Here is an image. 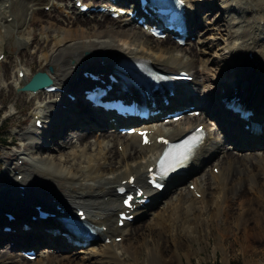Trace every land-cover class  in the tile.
<instances>
[{
  "label": "bare ground",
  "instance_id": "bare-ground-1",
  "mask_svg": "<svg viewBox=\"0 0 264 264\" xmlns=\"http://www.w3.org/2000/svg\"><path fill=\"white\" fill-rule=\"evenodd\" d=\"M82 1L92 6L109 0ZM212 1L219 3L215 19L221 29L218 37H210L209 31L215 26L207 21L211 9L199 0H186L191 25L188 34L196 36L191 51L177 43L175 48L168 36L154 38L126 14L117 18L102 12L86 15L77 6L65 2L66 14L72 16V12L74 16L69 20L70 27L64 28L58 23L69 21L59 19L58 14L32 13L44 5L57 9L55 0H0V53L6 50L10 37L15 34L16 45L33 46V51H20V56L39 52V69L45 70L59 87L53 93L42 90L20 93L28 96L30 102L33 100L32 116L42 119L43 128L34 126L33 117L26 131L29 143L13 153L17 162L7 163L6 176L0 177V212L15 215L14 220H8L0 214V223L14 229L0 228V250L3 247L0 264H139L140 261L142 264H182V254L189 259L184 251L192 243L208 245L212 234L216 236L213 251L221 249L225 257L229 243L241 247L247 256L248 249L254 251L264 245V128L260 134L244 130L247 121L226 110L221 101L229 93L239 96L246 108L255 111L250 119L264 122V0ZM41 17L51 19L52 32L40 21ZM36 22H41L40 29L33 34L28 24ZM202 30L208 32V37L199 32ZM91 52L97 54L90 55ZM102 55L105 70L121 57H128L144 59L165 70L192 73L190 85L181 87L166 108L182 101L183 105H199L201 112L198 116L184 115L176 122L142 121L143 127L152 130V139L160 134L178 136L199 123L209 129L184 173L169 181L164 191H151L152 202L134 210L136 218L142 219L136 229L130 227V222L122 227L116 225L117 212L122 208L114 188L130 174L135 175V183L143 182L146 169L160 146L155 142L141 145L139 136L121 134L106 113L89 107L84 100L81 90L88 82L82 77L83 71L88 68L104 71L100 63ZM206 56H212V60ZM31 58L24 66L21 61L16 63L14 86L25 83L33 74ZM19 69L24 71L22 77L17 75ZM8 75L11 77L7 69L0 75V88L5 86L10 91L11 83H5ZM68 93L75 95L73 101L67 97ZM35 99H43L44 103L34 106ZM208 119L216 121L221 137L215 134L218 131ZM80 121L89 129L78 128L74 134L76 144H73L66 137V131H62ZM95 126L102 130L94 133ZM11 140L9 143L16 144ZM105 141L115 142V149ZM18 159H22L21 164ZM18 174H22L19 179ZM21 184L25 185V197L19 194ZM44 185L47 188L42 189ZM197 191L199 197L195 196ZM52 198L64 210L75 212V207H84L89 222L106 227L102 231L104 235L113 234V238L120 234L122 239L107 243L102 238L101 242L94 241L96 238L89 246L76 250L64 236L44 230L47 225L63 232L61 225L54 224L52 218L38 216L36 220L28 219L29 228L23 230L22 221L30 218L28 214L36 215L35 205L53 209ZM218 219L220 222L215 227ZM6 240L8 244L12 241L10 247L3 242ZM43 244L49 246L44 248ZM51 247L64 251L53 255L48 253ZM14 248L19 251H13ZM29 249H37L33 260L22 253Z\"/></svg>",
  "mask_w": 264,
  "mask_h": 264
},
{
  "label": "rangeland",
  "instance_id": "rangeland-1",
  "mask_svg": "<svg viewBox=\"0 0 264 264\" xmlns=\"http://www.w3.org/2000/svg\"><path fill=\"white\" fill-rule=\"evenodd\" d=\"M57 2L58 5H56V8L58 9H54V8H47V6L49 5H44V7L39 6L36 9H33L32 13H36V11H40L42 13H46V14H58V18L59 19H66V20H70L71 17L74 16V14L71 12L72 16H69L66 14V9L64 7V3L65 2H69L71 3L70 6H76L73 5V0H62L63 2H59L58 0H55ZM95 2H97L98 0H94ZM201 2V4H203L204 6L207 7V9H211V11L207 14L208 15V19L207 21L210 23H214V29L212 31H209L210 37H212V35L214 37H218L219 36V32H221V29L219 28V26L217 25V21H215L217 15H218V7H219V3H214V1L212 0H199ZM108 5L112 4V3H107ZM58 6V7H57ZM51 10V11H50ZM70 10V9H69ZM71 11V10H70ZM73 11V10H72ZM66 17V18H64ZM69 18V19H68ZM102 19V18H100ZM98 19H96L97 21ZM40 21L43 22V24L48 27V30L50 32H52L54 29L52 28L53 25H50L49 23L53 24V22L51 21V19H48L47 17H41ZM65 24L62 23H58L60 27H70L71 22L69 21L68 23L64 22ZM40 24L41 22H36L35 24L29 23L28 26L29 28L32 29L33 34L36 33V31H39L40 29ZM61 24V25H60ZM194 24V23H192ZM52 27H50V26ZM198 29V26L196 27V30ZM195 30V31H196ZM49 32V34H50ZM201 33H203L204 37H208V32H203L199 31ZM15 40V34H13L10 37V41H9V46H6V54L5 57L3 58V60L0 62V75L3 74V71L5 69L8 70L9 74L8 77L6 78V82L5 83H11L10 85L11 90H7V88L1 87L0 89V177L3 178L6 176V167H7V163H15L17 162L15 159V156L13 155L14 152L19 151L23 145H25L26 143H29V141L27 140V134L26 131L28 130V128L31 126L32 122H33V116H32V110L33 107H31V103H33V100H31V102L29 101L30 98H28V96H21L22 91L21 90H17V87L14 86V83L12 82L13 77L15 75V71H16V63H18L19 61H21L22 66H24L26 64V62H28L29 58H31V68L34 72L36 71H40L42 69H39L40 63H39V56L38 53L36 52L33 55H29L25 53V57H21L20 56V51H24V50H30L33 51V46H29V47H25V46H20V45H16L14 43ZM171 41H169L171 43V45L173 44V46L175 48L176 47V43L174 42V40H172L170 38ZM196 40V36H192L190 37V39H187V43L182 46L185 47L191 51H193V44ZM45 45H48L47 43H44ZM200 50V49H199ZM199 51L197 50V53ZM210 52V50H209ZM209 56V55H208ZM208 56H206L207 58H209ZM211 58H209L210 60H212V56H210ZM6 60L5 64H3L2 62ZM219 63V62H218ZM3 64V65H2ZM34 64H38L37 66ZM37 69V70H36ZM33 72V73H34ZM54 99L56 97H53ZM29 102V103H28ZM13 103H15V107H13ZM44 103L43 99H35L34 100V106H38V105H42ZM31 104V105H30ZM31 107V108H30ZM24 122H23V121ZM22 122V123H21ZM80 121V123L78 125H73V126H69L66 129L64 128V130L62 131V133H65L66 131V137L70 138V141L73 144H76V140H75V133L78 131L77 129H84V130H88L89 127H86L84 124H82ZM108 132H111L110 128H106ZM91 130V129H90ZM102 130V128H99L98 126H95L94 129L92 130L94 133H99ZM217 136L218 132L215 133ZM65 136V134H64ZM12 139V140H11ZM9 140L11 141H16V144H11L9 143ZM78 141V140H77ZM90 141H93V138H90ZM59 142V141H58ZM106 143H109V145H112V149H115L116 145L115 142L112 144L110 142L105 141ZM226 145H228V143L226 142ZM120 149V146H118ZM62 150H65V147H61ZM263 149V148H262ZM248 151V150H245ZM43 188H47L46 185H44ZM138 220V221H137ZM220 219H218L216 222L215 227L218 225L217 223H219ZM142 221V219H136L134 221H132L130 223V227H132V229H136L138 226V224ZM136 223V224H135ZM134 227V228H133ZM215 234L211 235V242L208 245H205L204 242H201L199 245L196 243H192L191 247H188L184 252L187 253L189 255V259L187 261L186 257L184 254H182V264H264V245L259 246L258 248H255L254 251L253 249H248L247 250V254H249L248 256L242 251L243 249L238 245H232V243H229V245L227 247H225V250L227 252V257H225L223 255V251L221 249H217L215 251H213L214 249V245L216 242L215 239ZM5 240V239H4ZM5 242V241H3ZM6 245V244H4ZM1 246V245H0ZM81 247L76 248L80 249ZM3 249V247L1 248V250ZM0 250V251H1ZM251 250V251H250ZM13 251H19V248H14ZM187 251V252H186ZM250 251V253H249ZM45 252L47 253V251L45 250ZM48 253H53V255H56L59 253V251L57 250H53V249H49ZM184 255V256H183ZM245 256V257H244ZM248 257H250V261H248ZM125 261H127V257H124ZM140 258H143V255H140ZM246 258V259H245ZM127 263V262H126ZM25 264V263H24ZM139 264H142L141 261L139 262Z\"/></svg>",
  "mask_w": 264,
  "mask_h": 264
},
{
  "label": "water",
  "instance_id": "water-1",
  "mask_svg": "<svg viewBox=\"0 0 264 264\" xmlns=\"http://www.w3.org/2000/svg\"><path fill=\"white\" fill-rule=\"evenodd\" d=\"M49 69L52 70L51 67ZM51 81L52 80L50 76L46 72L37 71L32 75L31 79L21 87V89L36 90V89L42 88L45 85L51 83Z\"/></svg>",
  "mask_w": 264,
  "mask_h": 264
},
{
  "label": "snow or ice",
  "instance_id": "snow-or-ice-1",
  "mask_svg": "<svg viewBox=\"0 0 264 264\" xmlns=\"http://www.w3.org/2000/svg\"><path fill=\"white\" fill-rule=\"evenodd\" d=\"M199 131V130H198ZM143 135V133L141 134ZM200 137L196 136V137H192L190 142H186L183 149L181 151H179L174 157H173V161H172V165L177 166L182 164L185 160H187L188 156L187 153H189L192 150V143L199 140ZM145 143H147V140H145ZM169 155V153H165V157H167ZM131 199V197H129V200ZM129 200H125L124 203L128 204Z\"/></svg>",
  "mask_w": 264,
  "mask_h": 264
}]
</instances>
